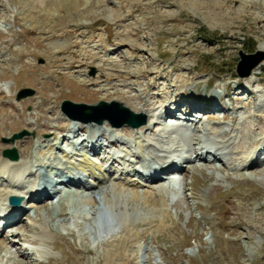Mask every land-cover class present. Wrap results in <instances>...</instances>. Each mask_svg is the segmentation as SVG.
I'll return each instance as SVG.
<instances>
[{"label":"rangeland","instance_id":"rangeland-1","mask_svg":"<svg viewBox=\"0 0 264 264\" xmlns=\"http://www.w3.org/2000/svg\"><path fill=\"white\" fill-rule=\"evenodd\" d=\"M243 57L244 70L263 59L240 76ZM71 60L86 65L77 73L67 68ZM65 100H115L146 114V126L127 134L104 119L96 128L78 124L86 129L69 132L70 140L51 133L39 140L43 123L74 124L61 111ZM190 105L204 111L195 109V121L179 111ZM165 108L175 114L161 115ZM189 136L190 145L182 141ZM114 137L117 145H104ZM83 138L103 142L91 158L181 155L182 167L150 185L132 174L135 162L125 167L114 156L100 187L64 184L61 171L82 163ZM199 145L218 159L205 151L208 160L195 159ZM263 146L264 0H0V191L14 181L25 197L29 185L56 189L50 198L23 200L21 220L0 231V264H264ZM10 147L22 166L4 164L2 150ZM63 151L73 153L71 161L56 158ZM98 166L88 182L101 176ZM119 181L128 188L138 182L140 194L162 192L150 205H134L129 191L114 192ZM105 207L135 213L137 230L124 232L120 221L106 226L98 219ZM120 243V258L106 259Z\"/></svg>","mask_w":264,"mask_h":264},{"label":"bare ground","instance_id":"bare-ground-1","mask_svg":"<svg viewBox=\"0 0 264 264\" xmlns=\"http://www.w3.org/2000/svg\"><path fill=\"white\" fill-rule=\"evenodd\" d=\"M71 33V32H70ZM76 43V42H75ZM73 46V45H72ZM64 49V48H63ZM19 54V53H18ZM57 55H58V53H57ZM72 56H74V57H76V55H73L72 54ZM21 57H23V55H21ZM92 57V56H91ZM66 59V58H65ZM91 59V58H90ZM69 60V59H68ZM53 62H55V60L53 61ZM110 64V63H109ZM66 65H67V68L69 69V70H73V71H76L77 73H79V70L82 68V67H84L85 65H86V62L85 61H73V60H71V61H67V63H66ZM27 66V65H26ZM33 68V67H32ZM77 69H79V70H77ZM99 72H100V70H99ZM126 72V71H125ZM100 75H101V73H100ZM101 78L103 77L102 75L100 76ZM117 77H122V78H124L123 76H122V74H117ZM105 79H109V77H104ZM83 80V79H82ZM119 80V79H118ZM91 81H93V82H95L96 84H100V81L98 82L97 81V78H94V79H91ZM106 81V80H105ZM103 83V82H102ZM104 84V83H103ZM103 84H100L99 86H103ZM107 84H109V82L107 83ZM94 85V84H93ZM101 88V87H100ZM103 88H105V87H103ZM134 105H136V104H134ZM176 107L175 108H177L178 109V107L180 108V105L178 106V105H176V104H174ZM200 105V104H199ZM178 106V107H177ZM193 105H190V106H188L187 107V112H186V114L187 115H189V114H192V112L195 110V109H197L198 108V110L200 111L201 110V107L202 106H200V107H196V106H193ZM190 107H192V109L191 110H189L190 109ZM46 108V107H45ZM174 108V109H175ZM185 108V107H184ZM205 108V107H204ZM167 109V110H166ZM174 109H168V108H165V110L166 111H164V113H169L170 112V114H175L174 113ZM206 109V108H205ZM204 109V110H205ZM184 110V109H183ZM182 110V111H183ZM133 111H135V110H133ZM181 111V110H180ZM140 112H144V111H140ZM163 113V114H164ZM194 114H196L195 112H193ZM178 114V113H177ZM176 114V115H177ZM185 114V115H186ZM192 115V116H196V115ZM146 115V114H145ZM157 117H160V116H157ZM183 117H186V116H183ZM41 118H46V116H44V115H42L41 116ZM53 117H52V115L51 116H49L48 117V120L49 119H52ZM76 124V123H75ZM89 124V126L88 127H91V128H96L97 126H99V125H97L96 123H88ZM76 125H78V124H76ZM75 125V126H76ZM144 126H146V124H143ZM143 125H140V126H138V127H130V126H126V125H124L125 127H127V128H123V129H121V127L120 128H116V129H121L124 133H127V134H130L131 133V129H138L139 127L141 128V126H143ZM143 126V127H144ZM61 127V126H60ZM59 126H57V127H50V126H48V124H46V123H43V124H41L40 125V127H39V133L37 134V136H39V140H41V141H43V139H42V135H44L45 133H51L53 136H56L54 139H57L58 138V140L60 139V138H63V139H69L70 140V136L68 135V133L69 132H72V133H74V132H76V131H78V130H84V129H86L85 127L84 128H80V127H78L76 130L75 129H71L70 128V126H63L62 125V127L60 128ZM63 128V129H62ZM90 128V129H91ZM111 129H113L114 130V128L112 127ZM88 130V129H87ZM98 131V130H97ZM87 133V132H86ZM91 133V132H90ZM99 134V133H98ZM40 135H41V137H40ZM86 135V134H85ZM113 136V135H112ZM95 137V136H94ZM93 137V138H94ZM110 137V136H109ZM87 138V137H86ZM90 138V137H89ZM85 138H83L81 141H79V143L78 144H81V146L83 147L82 149H83V151H84V153H82L81 154V156L83 157V158H79V160L82 162L81 164H79V166L78 167H71V166H69L68 167V169H67V172H70L71 173V171H76V169H79V167H80V171L82 172V173H85V174H87V176L88 177H93L94 175L92 174V173H95L92 169L94 168V166L95 165H99L98 166V168H99V170H100V172L102 173L101 174V176L99 175V174H97V179L96 180H94V183H95V186L98 188V187H100L101 185H103L104 183H105V178H106V176L105 175H108L110 172H111V166H110V164L112 165V162H113V160H114V155L112 154V153H108V155H103L102 157H101V159L102 160H98V158H96L95 156H94V158H96L97 160H95L94 158H91L90 157V155H94V154H96V151L100 148V146L103 144V142H102V144L100 145H95L94 143H92L93 145H95V146H91V147H89V148H87V150L89 151V152H87V150L86 149H84V148H86V147H88L87 146V142L86 141H84L83 142V140H84ZM99 139V138H98ZM193 137L192 136H189V137H186L185 139H183L182 141H184L186 144H188V145H190V142H192L193 141ZM72 140V139H71ZM93 140V139H92ZM96 141V140H95ZM14 142V141H13ZM12 142V143H13ZM30 141L28 140V139H26V144H28ZM99 142V141H98ZM97 142V143H98ZM118 142V139L117 138H112V139H108V143H111L112 145H114V144H116ZM184 143V144H185ZM50 144V146H49V151H51V154L53 153V154H56V152H55V148H54V144H56V142H54V143H49ZM185 144V145H186ZM51 145H53V146H51ZM187 145V146H188ZM263 148H264V146H263ZM54 149V150H53ZM68 149V148H67ZM66 149V150H67ZM69 149H70V147H69ZM102 149V148H101ZM64 150H65V148H64ZM74 150V149H73ZM188 150H189V148H188ZM71 151H72V149H71ZM192 151V150H191ZM208 152V154H210L211 155V157H212V160H216V159H218V154L215 152V150H207L206 149V147H205V145H199L198 146V148H197V150H193V152H194V158L195 159H198V160H208V159H206V157L205 156H203V152ZM105 152V151H104ZM184 152H185V150H184ZM190 152V151H189ZM189 152H187V153H189ZM48 153V152H47ZM47 153H45V154H47ZM70 153H72V152H70ZM69 153V151H63V153L61 154V155H63V156H57L56 158L59 160V161H62L63 160V158L64 159H66L68 162L69 161H71V159L69 158V157H71V154ZM192 152H190V154H191ZM70 154V155H69ZM73 154V153H72ZM122 154V153H121ZM131 155H135V157L136 158H140V156L138 155V154H135V153H133V154H131ZM149 155V157H150V160L149 161H152L151 159H153V161L151 162V164H155V166H152V167H150V169H145L147 172H146V174L147 175H149V178H146L145 180H143L145 183H149L150 185L151 184H153V183H157L160 179H157V177L162 173V174H168V176H171V174H172V170H174V169H176V168H179V163H181V160L184 158V156H181V155H179V156H176V158L177 157H179V159L176 161V158H174V159H172L173 157H170V156H165L164 155V157L162 156V157H156V158H154V155H151V153L150 154H148ZM205 155H206V153H205ZM254 155V154H253ZM253 155H250L249 157H250V159L252 158V156ZM207 156V155H206ZM209 157V156H208ZM116 158H118V162L119 163H122V165H125V167H127L128 165H130V163L127 161V160H125V158H120V157H116ZM144 158V157H143ZM210 159V158H209ZM3 162H4V164H7V165H20V166H22V164H21V162H19V161H17V160H11V159H9V158H7V157H4L3 156ZM111 160V161H110ZM122 160H125V162H123ZM159 160V161H158ZM17 161V162H16ZM146 161H148V160H146ZM109 162V163H108ZM250 162V161H249ZM249 162L248 163H246V164H243V166L244 167H246L247 166V164L249 165ZM117 163V162H116ZM252 163H253V161H252ZM256 163V162H255ZM143 164V167L145 166V165H148L149 166V163H146V162H143L142 163ZM119 165V164H118ZM19 166V167H20ZM117 166V165H116ZM28 166L26 165L25 166V168H23L25 171L28 169L27 168ZM248 167V166H247ZM14 168H15V166H14ZM66 168V167H65ZM15 169H17V168H15ZM19 169V168H18ZM17 169V170H18ZM23 169H22V171H23ZM121 169V168H120ZM133 169V168H132ZM126 170V169H125ZM10 171H11V169H10ZM14 171V170H13ZM21 171V172H22ZM122 172H119V175L120 174H125V173H123V170H121ZM19 172V171H18ZM28 172V171H27ZM30 172V171H29ZM160 173V174H159ZM112 174V173H111ZM159 174V175H158ZM128 175V174H127ZM59 177L60 178H62L63 177V180H67L65 183H67V184H72L73 185V183H74V185L76 184L77 185V187L78 188H84V189H89L90 191H92L91 189H92V187L89 185V182L88 181H86V180H84V179H79L78 177H76V176H74V177H70V178H65L63 175H59ZM109 178H112L111 177V175L109 176ZM114 178V177H113ZM118 178H120V176H118ZM61 180V179H60ZM16 183L17 182H15L14 181V183H11L10 185H8L9 187L7 188V189H5V190H2V191H0V204H3V201L6 199V197L8 196V195H10V194H12V193H20L19 192V188H22L21 186H18V185H20L21 183H17V185H16ZM118 183V185H117V187H115L114 188V192H116V193H120L121 191H125V190H127V191H129V196H128V200L130 201V202H132V203H134V205H135V203L137 202H139V200H141V199H143L144 200V202L146 203H148L149 205L150 204H152L155 200H156V197H157V195L158 194H160L161 192H162V186H159V187H155L154 188V190H152V191H145L144 192V194H140L139 192H138V190H134L133 188H135V187H137V183L138 182H136L135 184L136 185H134V186H132L131 188H128V187H125V181H119V182H117ZM141 183H142V181H141ZM75 185V186H76ZM123 185V186H122ZM30 187L26 190V192H25V195L27 196V197H25L24 196V199H26V198H30V197H42V195H43V197H44V199L45 198H48L49 197V192H47L46 190H44V189H39L40 187L38 186V188L36 187V185L35 186H32V185H29ZM128 186V185H127ZM19 187V188H18ZM56 193V192H55ZM54 195V194H53ZM52 196V195H51ZM54 197V196H53ZM93 197V198H92ZM50 198V197H49ZM160 199H161V197H160ZM35 201V200H34ZM90 201L91 202H95V197L94 196H91V199H90ZM161 201V200H160ZM146 203V204H147ZM32 205V204H31ZM133 205V204H132ZM132 206L131 208L133 209L135 206ZM138 205V204H137ZM154 205V204H153ZM33 206H35V205H33ZM122 206V205H121ZM31 207V206H30ZM127 207V206H126ZM24 210V208H22L21 206H18V207H9L8 209H7V212L5 213V214H7V215H5L4 217L8 220V222H10V223H12V222H16V221H20L21 219H20V212H22ZM124 210H126V209H124ZM127 211V210H126ZM123 212V211H122ZM104 218V220H105V224H106V226H111V225H113V223H115V222H118V221H120L121 222V226H122V229H123V231L124 232H129V230L130 229H135V230H137V228H138V226H139V224L141 223H138L137 222V219H139L136 215H135V213L132 215V214H126V212L124 213H121V212H117L116 210H111V209H109V207L108 208H102V209H100V213L98 214V219L99 218ZM149 222V221H148ZM147 224V223H146ZM145 225V224H144ZM135 232V231H134ZM133 232V233H134ZM127 234V233H126ZM8 239V238H7ZM118 241V240H117ZM9 242V241H8ZM118 243V242H117ZM111 245H113V244H111ZM110 245V246H111ZM123 243H120V245L118 246V247H115L114 249H109L108 251H107V253H106V259H111L112 257H114L115 256V258L117 259V258H120V255H122V253H121V250L123 249ZM122 247V248H121ZM123 257V256H122ZM122 259V258H121ZM119 260V259H118ZM123 260V259H122ZM111 263V262H110Z\"/></svg>","mask_w":264,"mask_h":264},{"label":"water","instance_id":"water-1","mask_svg":"<svg viewBox=\"0 0 264 264\" xmlns=\"http://www.w3.org/2000/svg\"><path fill=\"white\" fill-rule=\"evenodd\" d=\"M262 59L263 58H259L255 60V62L253 61V63L247 65L244 70V61L246 57H243L240 62L239 70L237 68L238 73L240 72L239 75L247 76ZM61 111L70 118H77L84 122L94 121L99 124L106 119L112 126L116 127L122 125L138 127L146 122V115L144 113L133 112L131 109L115 100L109 102L99 100L96 104L75 103L70 100H65L62 102ZM24 134H26L24 131L13 133L11 137L4 138V141L13 142L15 139L21 138ZM2 155L11 160L18 159L15 147L4 148L2 150ZM21 199V197L11 195L8 197V202L13 205H18Z\"/></svg>","mask_w":264,"mask_h":264}]
</instances>
